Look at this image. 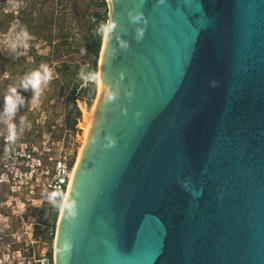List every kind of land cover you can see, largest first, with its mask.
I'll list each match as a JSON object with an SVG mask.
<instances>
[{
	"label": "water",
	"instance_id": "water-1",
	"mask_svg": "<svg viewBox=\"0 0 264 264\" xmlns=\"http://www.w3.org/2000/svg\"><path fill=\"white\" fill-rule=\"evenodd\" d=\"M111 3L55 264H264V0Z\"/></svg>",
	"mask_w": 264,
	"mask_h": 264
},
{
	"label": "rangeland",
	"instance_id": "rangeland-1",
	"mask_svg": "<svg viewBox=\"0 0 264 264\" xmlns=\"http://www.w3.org/2000/svg\"><path fill=\"white\" fill-rule=\"evenodd\" d=\"M70 1L67 5L70 10L67 11L66 16L69 21L68 24L74 25L71 28L75 33H73V38L70 37L71 42L69 46H66L67 50L64 51L63 56L67 60L72 57L79 60L86 57V51L82 52L84 46L78 44L79 35L75 30L76 28H84V21L77 16L78 6ZM77 2L78 5L84 6L87 10L91 6L90 0H77ZM109 4L111 8V3L109 2ZM55 7L57 14L62 13L61 3H56ZM0 9L11 8L6 4V0H0ZM56 26L57 24L53 30H56ZM18 29L16 20H13L7 28L0 29V53L4 55L10 53L13 55L25 54L27 50L31 49L30 40L27 48H18L15 51L7 50V41ZM34 43L33 49L35 51L44 55L48 54L49 47L46 43L40 39ZM41 63H47L52 68L53 79L44 89L38 105L31 103L32 92L30 90L18 89L22 97L25 98V103L22 107L18 105L19 111L14 118L18 131V139L15 143L7 141V127L4 123H0V264H31L33 256L47 254L49 244L45 238L46 232L42 233L37 229L38 226L41 227L39 216L42 208L48 202L46 193L52 190L46 189L42 182L53 160L59 156H64L66 162L70 166L72 165V169H74L85 140L84 129L80 121L76 123L74 132L65 127L63 118L64 97L60 92L58 82L54 79L53 63L46 59H43ZM97 68L99 73V64ZM22 76V73L16 77L0 73V112L3 111L7 89L13 85L18 86ZM96 87L98 95L99 82L96 83ZM96 93L95 96L97 97ZM20 117L26 119L23 128L19 123ZM59 214L60 212H58ZM56 226L57 220L54 238ZM54 238L52 254L55 259Z\"/></svg>",
	"mask_w": 264,
	"mask_h": 264
},
{
	"label": "trees",
	"instance_id": "trees-1",
	"mask_svg": "<svg viewBox=\"0 0 264 264\" xmlns=\"http://www.w3.org/2000/svg\"><path fill=\"white\" fill-rule=\"evenodd\" d=\"M70 2L78 6L77 16L84 21V28H76L75 31L79 35L78 44L84 46L86 57L79 60L72 57L67 60L63 56L64 51L67 50L66 46H69L71 42L70 37L73 38V33H75L71 28L74 25L68 24L69 21L66 16L67 11L70 10L67 7L69 0H21V6L18 9H0V29L7 28L13 20H16L19 28L26 27L28 32L34 36L31 39V49L27 50L25 54L17 53V55H13L10 53L4 55L0 53V73L16 77L19 73L24 75L26 72L38 68L43 59L52 62L55 73L54 79L58 82L60 92L64 97V125L74 132L78 119L81 120L83 116V112L81 115V110L77 106L75 98L77 96L86 97L87 109L92 107L96 98V83L84 84L78 78V73L81 68L98 72L97 66L103 39L96 34V29L101 22H107L109 2L108 0H90L91 6L88 10L84 6L78 5L77 0H71ZM54 3L62 4V13H60L62 15L57 14ZM56 24V30H53ZM38 39L48 45V54L44 55L33 49L34 42ZM60 189L66 191L64 186ZM58 212L60 211L50 202H47L39 216L41 227L38 226L37 230L42 233L46 232L45 238L49 244L47 250L49 256L52 255L54 229Z\"/></svg>",
	"mask_w": 264,
	"mask_h": 264
},
{
	"label": "clouds",
	"instance_id": "clouds-1",
	"mask_svg": "<svg viewBox=\"0 0 264 264\" xmlns=\"http://www.w3.org/2000/svg\"><path fill=\"white\" fill-rule=\"evenodd\" d=\"M163 2V0H161ZM6 4L13 10L18 9L21 6V0H6ZM128 16L130 20L134 23L142 20V14L133 15L129 11ZM146 23V21H144ZM117 29V22L115 20H109L107 22H101L96 29V34L99 35L103 40L109 41L115 30ZM144 36V28H137L136 38L142 39ZM32 39L31 34L28 32L26 27H20L14 32V35L7 41V50L15 51L18 48H27L28 42ZM121 47L126 48L127 45L123 42ZM82 52H85V49H82ZM78 78L84 84H95L100 81L101 76L98 72L89 71L85 68H81L78 73ZM123 79V73L120 76ZM53 79V70L49 67L47 63H41L38 68L32 69L26 72L19 80L18 86H10L4 97V107L3 111L0 112V123H4L7 127V141L9 143H15L18 139L17 124L15 122V116L19 111L18 105L22 107L25 103V98L22 97L21 92L18 89L23 91H31L32 95L30 97L31 103L33 105H38L40 103L41 97L43 95L44 89ZM129 98L132 97V92L126 93ZM119 96V87L117 85L116 89L113 90V87L109 85L108 89L105 92L104 103L110 104L113 103ZM20 126L23 128L26 124V119L20 117ZM108 140V144L105 147H111L114 143V140L108 136L105 137ZM96 143V140H93V144ZM79 195V193H77ZM72 196V195H71ZM46 199L50 202L57 210L60 212H66L69 218H74L77 215V203L71 197L66 195L62 189H56L51 192L46 193ZM72 244L70 241L65 240L63 243V251L68 253L71 251Z\"/></svg>",
	"mask_w": 264,
	"mask_h": 264
},
{
	"label": "built area",
	"instance_id": "built-area-1",
	"mask_svg": "<svg viewBox=\"0 0 264 264\" xmlns=\"http://www.w3.org/2000/svg\"><path fill=\"white\" fill-rule=\"evenodd\" d=\"M75 101L77 106L80 108L82 115L83 108H87L86 97L77 96L75 98ZM79 120L80 118L77 121L78 123ZM71 170H72V165L70 166L66 162L64 156L63 157L59 156L55 158V160H53L50 169L46 171L47 175L44 177V181L42 182V184L45 186L46 189L52 191L62 188L63 186L66 189ZM31 264H55V259L53 257V254L50 256L48 254H41L38 255L37 257L33 256Z\"/></svg>",
	"mask_w": 264,
	"mask_h": 264
},
{
	"label": "bare ground",
	"instance_id": "bare-ground-1",
	"mask_svg": "<svg viewBox=\"0 0 264 264\" xmlns=\"http://www.w3.org/2000/svg\"><path fill=\"white\" fill-rule=\"evenodd\" d=\"M108 1L111 3V0H108ZM109 6H110V4H109ZM111 8H112V3H111ZM103 44H104V40H103ZM103 44H102V49H103ZM102 49H101V53H100V57H99V65H100V59H101ZM99 94H100V83H99L98 95H97V97H96V99H95L92 107L90 109L83 108L84 111L82 110L83 116H82V119L80 120V123H81V125L83 126V129H84V132H83L84 139L86 138L87 131H88V128H89V125H90V122H91V118H92V115H93V112H94V109H95V106H96V103H97ZM82 147L80 149V152L82 150ZM79 155H80V153H79ZM78 158H79V156H78ZM77 161H78V159H77ZM76 164H77V162H76ZM76 164L74 166V169H72L73 171L71 170V173H70L69 181L67 183L66 191H65L66 192L65 193L66 195L68 194V190H69V187H70L71 179H72V176H73V173H74ZM61 214H62V212H60V215H59L60 217H61Z\"/></svg>",
	"mask_w": 264,
	"mask_h": 264
}]
</instances>
